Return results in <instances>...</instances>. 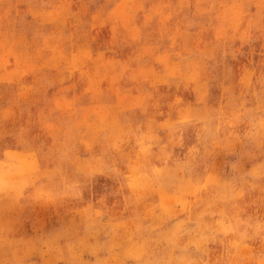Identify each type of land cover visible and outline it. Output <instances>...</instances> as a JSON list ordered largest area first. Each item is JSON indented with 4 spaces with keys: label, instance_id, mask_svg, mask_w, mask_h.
<instances>
[{
    "label": "rangeland",
    "instance_id": "1",
    "mask_svg": "<svg viewBox=\"0 0 264 264\" xmlns=\"http://www.w3.org/2000/svg\"><path fill=\"white\" fill-rule=\"evenodd\" d=\"M0 264H264V0H0Z\"/></svg>",
    "mask_w": 264,
    "mask_h": 264
}]
</instances>
